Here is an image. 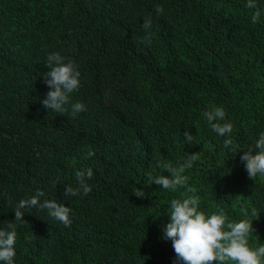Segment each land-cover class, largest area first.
<instances>
[{"label": "trees", "instance_id": "trees-1", "mask_svg": "<svg viewBox=\"0 0 264 264\" xmlns=\"http://www.w3.org/2000/svg\"><path fill=\"white\" fill-rule=\"evenodd\" d=\"M52 52L81 73L63 113L42 103ZM77 101L86 110L73 114ZM215 106L242 149L264 131V0H0V228L16 226V264H179L162 231L181 194L253 220L249 244L264 243V179L211 131L203 113ZM193 156L187 185H148ZM86 167L91 191L65 197ZM38 190L69 205L70 226L40 208L14 220Z\"/></svg>", "mask_w": 264, "mask_h": 264}, {"label": "clouds", "instance_id": "clouds-1", "mask_svg": "<svg viewBox=\"0 0 264 264\" xmlns=\"http://www.w3.org/2000/svg\"><path fill=\"white\" fill-rule=\"evenodd\" d=\"M249 8H256V0H247ZM157 15L163 13L161 5H156ZM261 15L257 11L252 19L255 22ZM143 28L149 41L151 33V19L143 22ZM49 70L45 75V83L49 87L47 95L42 100L43 106L57 113L65 112L70 102V94L81 87V73L75 62L65 58L59 52L49 53L47 57ZM86 110V105L77 101L71 104L73 114ZM203 119L210 126L211 131L219 137H225L223 144L228 152L235 154L244 150L239 156L248 177L252 180L256 177L264 179V131L258 134L254 144L242 149L234 143L232 136L233 124L226 118V110L223 106H215L203 113ZM184 140L190 143L193 135L189 129L183 133ZM256 151L253 152L252 148ZM195 157L184 158L177 168L172 162L163 164V168L170 175L151 172L147 174L148 185H158L165 190L176 191L178 187L185 186L189 177L182 175L186 169L193 166ZM93 169L86 167L75 172V185H67L64 196H83L91 191L88 183L93 177ZM189 192L193 191L188 189ZM138 197H144L142 188L133 192ZM45 196L43 191H37L35 195L21 199L15 206L14 220L23 222L26 209L40 208L54 220L60 221L65 226L72 223V209L65 202L56 199H41ZM168 220L163 225L162 238L170 240L174 250L175 261L179 264H264V243L257 247H251L250 237L253 235L251 219L234 220L223 208L216 212L207 213L201 209L200 199L196 195L181 194L179 198L170 200L167 212ZM17 230L16 226L9 224L7 228H0V264H16L17 255Z\"/></svg>", "mask_w": 264, "mask_h": 264}]
</instances>
